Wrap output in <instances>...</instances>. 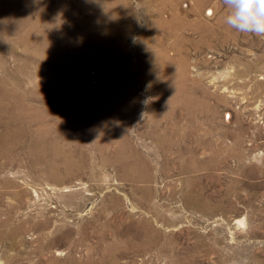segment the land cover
I'll list each match as a JSON object with an SVG mask.
<instances>
[{
    "label": "rangeland",
    "instance_id": "1",
    "mask_svg": "<svg viewBox=\"0 0 264 264\" xmlns=\"http://www.w3.org/2000/svg\"><path fill=\"white\" fill-rule=\"evenodd\" d=\"M5 1L35 121L0 149V264H264V37L222 0H38L28 35Z\"/></svg>",
    "mask_w": 264,
    "mask_h": 264
},
{
    "label": "bare ground",
    "instance_id": "2",
    "mask_svg": "<svg viewBox=\"0 0 264 264\" xmlns=\"http://www.w3.org/2000/svg\"><path fill=\"white\" fill-rule=\"evenodd\" d=\"M27 2L30 4V6L28 8H26V4ZM19 4V3H18ZM16 4V2L12 1V0H7L5 1V8L6 11L9 13V17L14 20L17 21L18 18V12L20 11H24L26 17L24 19H21L22 21H26V27H27V32L26 35H28L30 33V31L32 30V28L36 27V25L41 24V23H45L47 24V17H48V11H46L44 9L43 6H40L38 4V0H23L21 4ZM2 5V4H1ZM2 10V9H1ZM34 11L35 16L34 18H30V12ZM5 12V11H4ZM208 13L211 12L209 9L207 11ZM1 14V13H0ZM6 17V16H5ZM9 19V18H8ZM10 19V20H11ZM16 23V22H15ZM11 25V24H10ZM11 29V28H10ZM13 29V28H12ZM39 29V28H38ZM51 30V28H50ZM154 30V29H153ZM38 36L42 37L45 36L43 34V32H38ZM37 39H39L38 37H36ZM44 38V37H43ZM47 38V36H46ZM41 41V40H40ZM43 41V40H42ZM48 42V41H47ZM53 42V41H52ZM43 44V43H42ZM59 44V43H58ZM42 47V46H41ZM49 47V45H48ZM55 47V46H54ZM47 48V47H46ZM50 50V49H49ZM45 52V51H44ZM48 52V51H47ZM42 59V58H41ZM153 60V59H152ZM170 72V71H169ZM157 74V73H156ZM174 75V74H173ZM177 77V76H176ZM5 83V82H4ZM1 84V83H0ZM4 85V84H3ZM3 87V86H2ZM7 88V86L5 87ZM0 89V117H6L7 119L14 121L15 123H17V126L11 128L10 129H5L4 132L0 135V149L4 150L5 149V144L7 142L10 143V145L12 147H14L13 145V138L17 135H19V133H21L22 131V125H24L23 127V132L25 127H29L28 125H31L34 121H35V114L33 116V112L35 109L28 107V106H24L23 105V110H17L14 111L12 109H17L18 106V101H15L11 104H8L5 102L6 99H8L11 94L6 90V89ZM29 89V88H28ZM14 90V89H12ZM17 91V90H16ZM19 93V92H18ZM16 94V93H15ZM174 94V93H173ZM23 95V94H21ZM13 96V95H12ZM15 97V96H14ZM24 97V96H23ZM23 100V99H22ZM7 101V100H6ZM177 101V100H176ZM25 103V102H24ZM181 103V102H180ZM21 104V103H20ZM32 106V105H31ZM190 109V108H189ZM37 119V118H36ZM8 120V121H9ZM12 122V123H14ZM45 128V127H44ZM20 137V136H19ZM16 138V137H15ZM19 141V139H18ZM17 143V142H16ZM8 144V143H7ZM9 145V146H10ZM8 146V147H9ZM7 151V150H6ZM67 170V169H66ZM69 172V171H68ZM54 174V173H53ZM145 177V176H144Z\"/></svg>",
    "mask_w": 264,
    "mask_h": 264
},
{
    "label": "clouds",
    "instance_id": "3",
    "mask_svg": "<svg viewBox=\"0 0 264 264\" xmlns=\"http://www.w3.org/2000/svg\"><path fill=\"white\" fill-rule=\"evenodd\" d=\"M226 25L239 33L264 37V0H222Z\"/></svg>",
    "mask_w": 264,
    "mask_h": 264
}]
</instances>
